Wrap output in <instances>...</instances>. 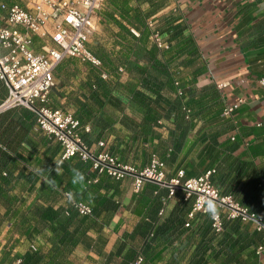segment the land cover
I'll list each match as a JSON object with an SVG mask.
<instances>
[{"label":"trees","instance_id":"1","mask_svg":"<svg viewBox=\"0 0 264 264\" xmlns=\"http://www.w3.org/2000/svg\"><path fill=\"white\" fill-rule=\"evenodd\" d=\"M133 28L140 35H130L127 29L133 41L124 45L125 53L116 59L117 64L95 54L87 45L100 58L102 67L84 63L85 100L74 98L79 105L74 117L81 124L82 140L90 148L97 147L100 141L108 142L111 154L137 168L147 166L154 154L164 162L166 174L167 168L183 169L184 178H188L213 169L210 182L221 194L232 196L240 205L264 218V194L259 186L264 179V126L257 125L264 114L252 115L247 107L239 104L231 117L220 120L225 103L214 85L197 92L181 81V87H188L186 98H171L175 91L171 63L183 53L188 58L182 64L192 62L197 52L195 42L181 35L180 26L166 27L168 39H175L174 46L170 43L167 50L159 53L148 39L143 21L139 20ZM78 62L67 58L61 63L75 67ZM118 66L128 74L134 73L137 81L118 77ZM103 70L113 79L103 80L100 76ZM261 77L264 72H258L255 78ZM116 90L127 95L125 102L114 93ZM126 107L139 114L140 120L125 114ZM206 116L209 123L191 137L197 119ZM160 120L166 127L165 138L159 132ZM35 123V113L25 107L0 113V205L13 219L10 223L16 233L3 248L0 264H16V259H20L17 264H71L68 258L77 246L90 247L88 230L96 232L97 240L104 242L99 234L121 207L118 201L121 180L97 175L89 161L77 156L57 165L59 144L48 136L34 133L29 136L32 129L36 131ZM85 125L89 127L87 131ZM125 132L129 133L127 139ZM22 142L33 149L27 157L19 153ZM40 146L42 157L35 160L38 168L17 171L18 162H29ZM35 187L33 201L18 211V204L24 201L22 192H30ZM64 193L68 194L65 200ZM167 193L165 187L150 181L139 192L132 191L131 201L137 210L144 206L143 215L130 233H122L111 251L99 253L98 264H133L138 255L143 256L142 264H146L168 252L162 264H218L216 260L222 250L212 244L219 234L212 230L210 212L197 213L191 226L185 227L192 197L184 199L181 195L159 220L161 199ZM78 201L91 206L90 215L78 214L74 207ZM240 225L237 219L224 220L221 233L227 227L237 231ZM38 237L48 244L45 250L39 246L23 253L13 252L14 246L22 241H34ZM234 255V245L228 244L225 262Z\"/></svg>","mask_w":264,"mask_h":264},{"label":"crops","instance_id":"2","mask_svg":"<svg viewBox=\"0 0 264 264\" xmlns=\"http://www.w3.org/2000/svg\"><path fill=\"white\" fill-rule=\"evenodd\" d=\"M35 0H0V3L18 4L24 8H30ZM5 12L0 9V25L4 24ZM147 18H153L157 28L166 32V27L180 26L182 36L191 38L197 47L194 60L189 64H182V60L188 58L186 53L176 57L171 66H181V81L195 91L214 85L221 93L225 104L232 103L236 98L242 97L241 107H247L251 114L260 117L264 114V86L256 79L258 72H264V0H104L101 9L95 15V29L89 38V48L98 55L105 57L117 64L118 59L125 53L124 45L133 41V36L127 33V29L135 27L141 20L146 25ZM20 30H23L19 26ZM130 30V29H129ZM148 34V32L146 31ZM170 38V37H169ZM174 46L175 39H169ZM45 40L39 36L34 37V49L41 50ZM70 61V60H69ZM68 61V62H69ZM73 63H76L75 60ZM79 63V62H78ZM239 74V75H238ZM245 75V82L238 83L234 78ZM87 71L78 67L60 63L54 71V85L49 93V106L61 108L76 113L78 103L74 98L84 102L85 79ZM242 77V76H241ZM137 81L134 73H126L124 80ZM243 81V80H242ZM127 100V95L116 90L114 92ZM7 89L0 81V101L6 96ZM119 115V112L113 111ZM125 114L140 120L141 116L130 108H125ZM220 120L222 117H220ZM209 123L208 117L197 119L190 136L193 137ZM29 132L46 136L38 130ZM163 138L167 132L159 129ZM129 136L125 132V138ZM19 153L27 157L33 149L26 142L21 143ZM43 147L40 146L37 153L33 154L27 163L18 162L17 171L36 170V159L42 157ZM175 169L167 168V178L174 176ZM40 183L37 184V186ZM36 186V187H37ZM22 192L24 201L18 204V211L33 201L35 190ZM121 194L118 201L120 210L114 215L108 226L100 232L101 240H97V233L88 230L90 247L77 246L70 254L68 261L71 264H98L101 261L100 252L108 253L114 248V244L122 233H130L144 212V206L137 210L134 201H131V179L126 177L120 181ZM182 193L177 191L171 201L165 216L171 206L176 203ZM13 217V216H12ZM13 219L6 215L4 208L0 209V255L8 243V239L16 235L11 226ZM252 223H245L234 231L230 227L217 235L212 241L215 247H221L216 262L221 264H264V233L253 231ZM37 247L42 250L47 248L45 241L38 237ZM228 244L234 245L235 255L225 262ZM261 246V250L257 248ZM28 249V240H24L14 246L13 252L23 253ZM169 252L154 262L146 264H162ZM119 260V259H117Z\"/></svg>","mask_w":264,"mask_h":264},{"label":"built area","instance_id":"3","mask_svg":"<svg viewBox=\"0 0 264 264\" xmlns=\"http://www.w3.org/2000/svg\"><path fill=\"white\" fill-rule=\"evenodd\" d=\"M103 2L104 0H35L30 8L0 3V9L5 12L4 24L0 25V81L7 89L6 96L0 101V113L19 106L32 110L36 115V127L59 144L60 150L55 158L57 165L77 156L83 161H89L91 169L97 175L106 174L114 180L129 177L133 192H139L146 181L165 187L168 193L161 199L163 206L158 212L159 220L165 217L171 201L177 191H180L184 199L192 197L185 227L191 226L197 213L210 212L212 230L216 234L221 233L224 220L235 219L242 224L252 223L257 231L264 232L263 217L240 205L232 196L221 194L214 187L210 182L213 169L188 178H184L183 169H178L174 176L167 178L164 162L154 154L147 166L137 168L111 154L108 142L100 141L97 147H88L80 135L81 124L73 113L49 106L54 71L64 59L73 58L94 67H102V61L87 47V43L95 29V15ZM145 23L148 39L159 53L167 50L171 43L167 32L160 31L153 18H147ZM129 29L135 37L140 35L137 29ZM35 36L45 40L40 51L34 49ZM158 56L161 57L160 54ZM181 70V66H174L172 69L175 91L171 98H186L188 87L180 85ZM116 75L126 77L122 66L117 67ZM100 76L106 81L113 79L105 70ZM258 82L264 86V77ZM242 102L243 98L238 97L232 103L225 104L220 117H231ZM188 112L189 110L186 114ZM158 123L163 124L161 120ZM257 125L264 126V119ZM84 129L87 131L88 125ZM159 129L166 131L163 125ZM259 186L264 194V179ZM67 198L68 194L64 193L63 199ZM74 207L80 215H90L92 212L91 206L85 202H75ZM36 248V240L28 241V249ZM261 248L259 246L257 250ZM143 260V256L138 255L133 264H142ZM19 262L20 259L15 260L16 264Z\"/></svg>","mask_w":264,"mask_h":264},{"label":"rangeland","instance_id":"4","mask_svg":"<svg viewBox=\"0 0 264 264\" xmlns=\"http://www.w3.org/2000/svg\"><path fill=\"white\" fill-rule=\"evenodd\" d=\"M89 44V42L87 43V45ZM75 67H78V69H81L82 71H84V70H86V68H85V64L84 63H77L76 64V66ZM74 67V68H75ZM239 75V74H238ZM236 76V78H234L238 83H240L241 84V86H243L242 85V83H244L245 82V75L244 74H240L241 76ZM243 80V81H242ZM0 209H1V205H0Z\"/></svg>","mask_w":264,"mask_h":264}]
</instances>
